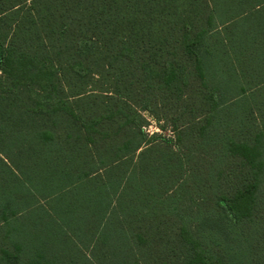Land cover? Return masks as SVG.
I'll return each instance as SVG.
<instances>
[{"label":"trees","instance_id":"obj_1","mask_svg":"<svg viewBox=\"0 0 264 264\" xmlns=\"http://www.w3.org/2000/svg\"><path fill=\"white\" fill-rule=\"evenodd\" d=\"M0 264H264V0H0Z\"/></svg>","mask_w":264,"mask_h":264},{"label":"rangeland","instance_id":"obj_2","mask_svg":"<svg viewBox=\"0 0 264 264\" xmlns=\"http://www.w3.org/2000/svg\"><path fill=\"white\" fill-rule=\"evenodd\" d=\"M142 115L145 117L147 121L146 124L144 125V129L146 133L148 134L157 133L162 137L173 140L174 131L172 130L169 124H166L162 121L157 122V120H155V118L146 111H142ZM160 124L163 125L162 129L159 127Z\"/></svg>","mask_w":264,"mask_h":264}]
</instances>
